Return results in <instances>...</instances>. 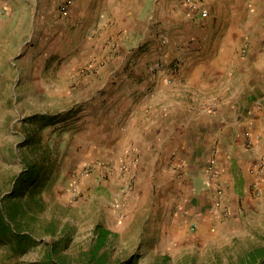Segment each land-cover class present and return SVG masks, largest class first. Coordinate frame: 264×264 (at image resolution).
Segmentation results:
<instances>
[{
	"label": "crops",
	"instance_id": "crops-1",
	"mask_svg": "<svg viewBox=\"0 0 264 264\" xmlns=\"http://www.w3.org/2000/svg\"><path fill=\"white\" fill-rule=\"evenodd\" d=\"M213 1L205 3L212 8ZM217 1L231 16H248V61L240 56L239 24L212 40V27L200 28L206 18L189 19L185 0H0V91L4 66L16 74L17 49L32 41L34 23L49 10L58 19L49 36L56 51L52 42L42 58L56 54L70 72L82 61L94 68L76 87L45 92L60 100L75 94L81 103L80 155L91 150L123 170L134 188L155 179L164 185L168 175L164 189L185 197L184 215L173 199L171 219L182 227L195 222L191 229L201 237L260 224L264 212L263 196L254 194L264 177L256 164L264 166V0ZM230 36L236 44L225 42ZM156 63L164 67L152 68ZM210 167L218 173V214L211 210ZM114 181L99 194H109ZM246 255L240 264H263L261 246Z\"/></svg>",
	"mask_w": 264,
	"mask_h": 264
},
{
	"label": "rangeland",
	"instance_id": "rangeland-1",
	"mask_svg": "<svg viewBox=\"0 0 264 264\" xmlns=\"http://www.w3.org/2000/svg\"><path fill=\"white\" fill-rule=\"evenodd\" d=\"M213 2L211 8L205 0H195V5H187L185 12L194 22L199 17L198 7L209 9L200 28L211 26L212 40L218 37L222 40L231 24H239L240 56L248 61L252 49L248 16H231L228 7L222 9L217 5L219 1ZM229 2L225 0L224 5ZM261 10L264 13V7ZM45 14L48 15L45 20L41 16L34 23L32 41L26 48L17 49L16 78L13 79L12 67L8 71L5 65L2 71L0 199L12 192L14 179L25 169L26 161L40 162L46 171V181L33 193L27 190L22 197L14 198L23 202L26 216L22 229L29 238L20 244L12 234L2 236L0 264H240L247 260L246 253L253 246L264 249V212L260 224L250 222L239 229L201 237L195 229L182 227L171 219L173 199L180 202L185 197L176 198L169 188L164 189L170 179L168 175L164 177L167 182L164 185L155 179L151 184H138L134 188L132 179L129 181L123 170L93 155L91 150L86 158L80 155L81 103L75 94L60 100L45 92L46 88L55 92L57 85L63 83L66 88L76 87L79 78L82 80L94 68L82 61L70 72L72 65H61L56 54L48 60L42 58L53 42L49 36H54L58 20L52 13L49 15V10ZM23 27L27 38L28 26ZM46 38L48 45L42 47ZM233 41L237 38L225 39L229 45L237 43ZM244 44L248 45L247 53L243 51ZM52 46L56 51V42ZM29 51L33 53L31 58H27ZM59 70L63 71L61 76L56 75ZM14 81L15 91L11 88ZM41 114L47 115L44 121L47 124L26 122L28 117ZM256 164L259 172L264 169ZM109 179L115 180L111 192L99 194L97 189L108 185ZM261 184L254 194L264 199V177ZM97 225L111 232L98 252L99 262L91 260Z\"/></svg>",
	"mask_w": 264,
	"mask_h": 264
},
{
	"label": "trees",
	"instance_id": "trees-1",
	"mask_svg": "<svg viewBox=\"0 0 264 264\" xmlns=\"http://www.w3.org/2000/svg\"><path fill=\"white\" fill-rule=\"evenodd\" d=\"M46 119L47 115L41 114L28 117L26 122H44ZM43 124L47 123L44 122ZM44 181H46V171L40 162L30 163L26 161L25 169L17 174L14 179L12 192L0 199V238L12 234L14 240L20 244L29 238V235L24 233L22 229L23 220L26 216L23 202L14 198L22 197L27 190L33 193L36 188L42 186ZM94 232L96 239L91 250V260L99 262L98 252L105 246L111 232L101 225H97Z\"/></svg>",
	"mask_w": 264,
	"mask_h": 264
},
{
	"label": "built area",
	"instance_id": "built-area-1",
	"mask_svg": "<svg viewBox=\"0 0 264 264\" xmlns=\"http://www.w3.org/2000/svg\"><path fill=\"white\" fill-rule=\"evenodd\" d=\"M185 2L188 4V5H195V0H185ZM67 5V4H66ZM64 9H66V6L64 7ZM197 12L199 14L200 17L202 18H206L208 17V14H209V11L207 8H204V7H198L197 8ZM248 45L247 44H244L243 46V51L244 53H247V47ZM163 68L164 65L162 63H156L154 66H152V68ZM170 71L172 72H176L179 68V62H175L173 63V65H171L169 67ZM210 177H211V181H212V185H213V195H212V206H211V210L212 212H217L219 210V195H220V189H219V186H218V173L217 171H215V169L213 167H210ZM184 201V200H183ZM183 201H180V202H177L175 204V209L176 211L180 214V215H184L183 214V206H182V203ZM195 227V222L194 223H191V228H194Z\"/></svg>",
	"mask_w": 264,
	"mask_h": 264
}]
</instances>
